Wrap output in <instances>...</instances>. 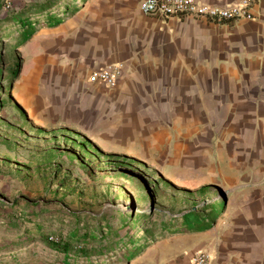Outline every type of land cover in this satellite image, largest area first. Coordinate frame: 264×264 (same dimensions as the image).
<instances>
[{
	"label": "rangeland",
	"instance_id": "obj_1",
	"mask_svg": "<svg viewBox=\"0 0 264 264\" xmlns=\"http://www.w3.org/2000/svg\"><path fill=\"white\" fill-rule=\"evenodd\" d=\"M112 13L101 0H0V264H61L64 255L44 241H65L76 227L107 236L124 217L134 225L129 235L133 225L107 244L71 245L77 254L107 245L91 264H174L188 239L165 243L173 231L162 222L182 223L188 214L184 220L204 216L209 234H226L214 249L216 264H264V146L254 139L231 146L210 124L218 115L209 112L225 98L168 100V113L148 108L128 123V138L129 126L118 125L97 94L69 93L75 57L95 55L104 33L118 30ZM49 16L59 23L48 25ZM17 17L34 24L27 39ZM35 75L45 94L20 106L18 88ZM139 216L145 219L136 222ZM118 237L124 240L115 246ZM131 238L143 240L140 252L130 253Z\"/></svg>",
	"mask_w": 264,
	"mask_h": 264
},
{
	"label": "crops",
	"instance_id": "obj_2",
	"mask_svg": "<svg viewBox=\"0 0 264 264\" xmlns=\"http://www.w3.org/2000/svg\"><path fill=\"white\" fill-rule=\"evenodd\" d=\"M101 1L113 10V19L120 20L112 28L118 30L104 33L105 47L95 55L75 57L73 71L77 76L71 80L70 94H97L112 108L117 124L126 126L132 121L135 124L133 116L146 115L148 108L161 107L157 112L168 113V100L225 98L223 105L217 104V110L209 112L218 115L210 124L224 132L231 146L247 145L251 139L264 146V0H252L246 16L223 23L149 17L139 10L143 0ZM197 1L226 7L244 0ZM111 64L123 65L115 88L88 81L94 70ZM37 81V75L31 76L19 86L20 106L45 94ZM127 132L131 138L130 126ZM205 222L203 216L194 229L183 221L175 225L174 221L162 222V228L173 231L162 240L165 243L175 242L181 235L188 239L187 247L174 251V264L188 263L197 251L209 254L211 264L217 263L214 249L219 250V242L227 241L226 234L221 230L209 234L204 231Z\"/></svg>",
	"mask_w": 264,
	"mask_h": 264
},
{
	"label": "built area",
	"instance_id": "obj_3",
	"mask_svg": "<svg viewBox=\"0 0 264 264\" xmlns=\"http://www.w3.org/2000/svg\"><path fill=\"white\" fill-rule=\"evenodd\" d=\"M252 0H244L241 4L226 7H214L197 0H143L139 10L146 16L168 20L170 18H194L214 23L230 22L246 16V9ZM121 65L111 64L94 70L88 81L100 83L107 89L115 88L122 76ZM185 264H211V257L203 251L197 252Z\"/></svg>",
	"mask_w": 264,
	"mask_h": 264
},
{
	"label": "trees",
	"instance_id": "obj_4",
	"mask_svg": "<svg viewBox=\"0 0 264 264\" xmlns=\"http://www.w3.org/2000/svg\"><path fill=\"white\" fill-rule=\"evenodd\" d=\"M15 19L16 20H14V21L17 22L21 28H23V31L21 32V36L24 37V39H27L30 32L33 30V26H34L33 22L30 19L24 18V17H17ZM46 21H47L48 25H50V26L59 23L57 16H49V17H47ZM17 68H18L17 66L12 68V69L10 68L9 79L14 76V74L17 71ZM3 76H4V71L2 68H0V81H1V77H3ZM1 93H3V88H0V95H1ZM4 106H5V103L0 98V111ZM85 143L86 144H84L82 146V148H80L83 152L89 151V149H90V143L86 142V141H85ZM220 206H221V204H220ZM214 207H215V205L210 206L209 208L211 211H213ZM196 213L197 212H195V214ZM188 215H185L183 217V222H185V226H189L190 228L194 229L195 227H197L196 224L201 222V220H198L197 218H192V217L188 218L187 220H184L185 217H187ZM121 216H123L122 213H119V217H121ZM144 219H145V217L139 216V218L136 220V222H139L140 220L143 221ZM120 221L124 225L121 230L127 229L131 225H133L132 223L127 225L125 217L122 218V220H120ZM35 225H36L35 229H38V231H37L38 233H43V230L47 229L46 226H43L40 223L35 224ZM87 228L88 227L81 229L79 227H76L71 233H68L69 237L65 241L63 240L61 242H53L50 239H48V240L44 241V243L50 251L64 255V260L61 264H73V262L76 261L74 258H83V259L87 260V262H88V260H90V258L93 257L92 256L93 253H97L98 251H100V253L103 251H107V245L105 247H103L101 245L100 246L96 245V246L91 247V248H88L85 245V246L81 247V251L79 252L80 254H77V251L74 250L71 243H75L76 245L81 246V244L83 242H87V241H91L93 243H102V242L107 241L106 242V244H107L108 239L110 237H112L113 235H118L119 232L121 231V230H119L115 233L110 232L107 234V236H101V235L97 236L96 233H98L99 230H92V231H90V234L89 233L87 234V231H86ZM133 230H134V225L132 228L128 229L126 234L129 235L131 232H133ZM123 240L124 239L119 238V240L114 245L117 246ZM142 241L143 240H139L137 242H134V238H131V240L128 241V244H131V247H132L130 253H132L135 249L138 250L137 252H140L141 248H138V247H141ZM128 244H126V245H128ZM88 264H91V262H88Z\"/></svg>",
	"mask_w": 264,
	"mask_h": 264
},
{
	"label": "bare ground",
	"instance_id": "obj_5",
	"mask_svg": "<svg viewBox=\"0 0 264 264\" xmlns=\"http://www.w3.org/2000/svg\"><path fill=\"white\" fill-rule=\"evenodd\" d=\"M46 31L45 30H43V31H41L37 36H40V35H42V34H44ZM37 36L35 37V38H37ZM34 38V39H35ZM159 246V245H158ZM158 246L157 247H155V248H158Z\"/></svg>",
	"mask_w": 264,
	"mask_h": 264
},
{
	"label": "water",
	"instance_id": "obj_6",
	"mask_svg": "<svg viewBox=\"0 0 264 264\" xmlns=\"http://www.w3.org/2000/svg\"><path fill=\"white\" fill-rule=\"evenodd\" d=\"M131 261H132V260H131ZM131 261H130V262H131ZM130 262H129V263H130Z\"/></svg>",
	"mask_w": 264,
	"mask_h": 264
}]
</instances>
